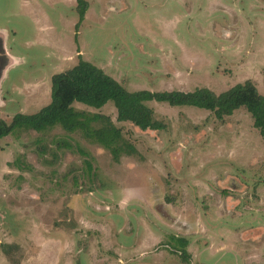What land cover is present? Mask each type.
Returning <instances> with one entry per match:
<instances>
[{
  "label": "rangeland",
  "instance_id": "rangeland-1",
  "mask_svg": "<svg viewBox=\"0 0 264 264\" xmlns=\"http://www.w3.org/2000/svg\"><path fill=\"white\" fill-rule=\"evenodd\" d=\"M0 0V118L50 102L78 55L128 91L264 96V0ZM161 130L119 122L130 155L60 126L0 138V264H264V135L240 108L218 120L147 102ZM186 241L185 254L173 238Z\"/></svg>",
  "mask_w": 264,
  "mask_h": 264
},
{
  "label": "trees",
  "instance_id": "trees-1",
  "mask_svg": "<svg viewBox=\"0 0 264 264\" xmlns=\"http://www.w3.org/2000/svg\"><path fill=\"white\" fill-rule=\"evenodd\" d=\"M86 9V1L77 0L79 22L84 19ZM150 101L198 107L211 111L218 120L244 108L251 115L253 126L264 135V96L250 80L237 83L219 94L204 87L193 91L143 89L130 92L101 68L78 55L75 65L52 75L48 105L33 114L17 113L10 122L0 118V138L16 129L43 132L60 126L69 133L79 131L87 140L109 149L112 157L118 159L122 154H132V147L123 143L121 130L109 116L78 111L73 104L78 102L99 109L111 102L119 122L129 121L141 130H161L165 128L164 123L155 119L154 111L147 105ZM171 238L185 254L186 241Z\"/></svg>",
  "mask_w": 264,
  "mask_h": 264
},
{
  "label": "flooded vegetation",
  "instance_id": "flooded-vegetation-1",
  "mask_svg": "<svg viewBox=\"0 0 264 264\" xmlns=\"http://www.w3.org/2000/svg\"><path fill=\"white\" fill-rule=\"evenodd\" d=\"M2 44L0 43V78H1V75H2V71H3V68H4V64H5V58H4V55H5V52H2Z\"/></svg>",
  "mask_w": 264,
  "mask_h": 264
}]
</instances>
